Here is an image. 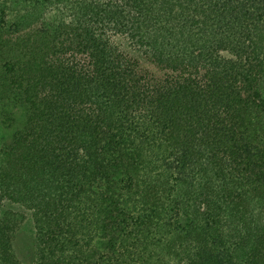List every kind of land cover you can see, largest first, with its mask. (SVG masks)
Masks as SVG:
<instances>
[{
    "label": "trees",
    "instance_id": "trees-1",
    "mask_svg": "<svg viewBox=\"0 0 264 264\" xmlns=\"http://www.w3.org/2000/svg\"><path fill=\"white\" fill-rule=\"evenodd\" d=\"M0 132V264H264V0H0Z\"/></svg>",
    "mask_w": 264,
    "mask_h": 264
},
{
    "label": "rangeland",
    "instance_id": "rangeland-1",
    "mask_svg": "<svg viewBox=\"0 0 264 264\" xmlns=\"http://www.w3.org/2000/svg\"><path fill=\"white\" fill-rule=\"evenodd\" d=\"M1 136V132H0ZM2 143L0 141V152L2 150ZM4 210H12L14 212H23V208L13 205L10 203H6L2 207V211ZM27 220L23 224V227L17 233L14 239V249L16 256L23 264H33L36 258L35 252V230L34 225L31 219V215L26 213Z\"/></svg>",
    "mask_w": 264,
    "mask_h": 264
}]
</instances>
